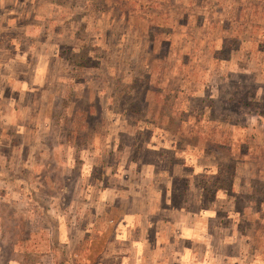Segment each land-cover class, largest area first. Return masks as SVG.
<instances>
[{
    "label": "rangeland",
    "instance_id": "obj_1",
    "mask_svg": "<svg viewBox=\"0 0 264 264\" xmlns=\"http://www.w3.org/2000/svg\"><path fill=\"white\" fill-rule=\"evenodd\" d=\"M0 264H264V0H0Z\"/></svg>",
    "mask_w": 264,
    "mask_h": 264
}]
</instances>
